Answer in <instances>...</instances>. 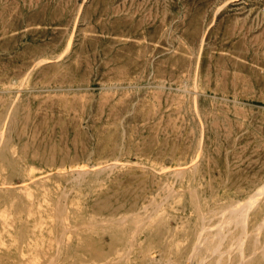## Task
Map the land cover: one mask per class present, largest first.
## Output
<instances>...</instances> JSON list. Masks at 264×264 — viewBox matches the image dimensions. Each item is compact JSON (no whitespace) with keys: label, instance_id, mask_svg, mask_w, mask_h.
<instances>
[{"label":"rangeland","instance_id":"374dc122","mask_svg":"<svg viewBox=\"0 0 264 264\" xmlns=\"http://www.w3.org/2000/svg\"><path fill=\"white\" fill-rule=\"evenodd\" d=\"M262 186L264 0H0V264H264Z\"/></svg>","mask_w":264,"mask_h":264},{"label":"bare ground","instance_id":"6f19581e","mask_svg":"<svg viewBox=\"0 0 264 264\" xmlns=\"http://www.w3.org/2000/svg\"><path fill=\"white\" fill-rule=\"evenodd\" d=\"M18 174V173H17ZM24 186V185H23ZM264 190V188H263V186L262 187H260V189H259V191H257L256 193H254L253 195H251V197L248 199V201H246V203L244 204L243 203V206H241L240 208H237V209H234V210H232V211H237L238 213H235V215L237 216V217H240V219H239V222H241V223H245V221H246V219H247V217H245V215L243 216V212H244V208H246L247 209V211H251L252 210V213H253V208H263L264 207V203H259L258 202V197L256 196V195H258V194H264L263 191ZM256 196V197H255ZM23 206V205H22ZM64 206H66V204L64 205ZM235 206H237V205H235ZM235 206H233V207H235ZM240 206V205H239ZM239 206H237V207H239ZM24 207V206H23ZM232 207V206H231ZM230 207V208H231ZM25 208V207H24ZM236 208V207H235ZM153 210V209H152ZM229 210H231V209H229ZM155 211H156V213L157 212H159V211H162L161 210V208H160V205H157L156 204V207H155ZM154 213V212H153ZM155 213V214H156ZM154 214V215H155ZM152 214H150V216H151ZM154 215H152V216H154ZM234 215V216H235ZM131 216H133V215H131ZM135 216V215H134ZM152 216H151V218H152ZM124 217V219H125V216H123ZM122 217V218H123ZM126 218H127V216H126ZM250 218V217H249ZM133 219V218H132ZM237 220V219H236ZM117 221V220H116ZM121 221V220H120ZM119 220H118V222H120ZM223 221V220H222ZM235 221V220H234ZM109 222V221H108ZM107 222V223H108ZM110 222H112V221H110ZM238 222V223H239ZM59 223V222H58ZM117 223V222H116ZM61 226L59 227V228H61L62 227V230H66V233H64V234H67V232L68 233H71V234H73L74 233V235L73 236H76L77 238H79L80 239V237H81V235H80V232H81V230H80V227H76V226H74V225H65L64 223H63V221L61 222V223H59ZM148 224V221L147 220H141V221H139L138 222V230L137 231H139V230H141V229H143L146 225ZM233 224V223H232ZM260 224V223H259ZM263 224V223H262ZM123 225V224H122ZM264 225V224H263ZM59 226V225H58ZM57 226V227H58ZM117 226H119V224L117 225ZM242 226V225H241ZM258 226V225H257ZM88 227V226H87ZM89 227L92 229L91 231H93V233H95V234H98V235H101V234H104L105 236L102 238V240L99 242V243H101V244H99L100 246H101V248L99 249V250H103L104 251V249H105V251H108L107 253H105V252H103V254L105 253L106 255H104V256H108V259H106L105 260V264H120V263H122V261L123 260H120V258H118V259H115L116 257H114V256H119L120 254H121V252L122 251H127V255H125V256H127V258L123 261V263L122 264H132L133 263V261H132V259L131 258H129V254L130 253H132L133 251H134V247L136 246V244H135V237L134 236H122V235H120V237H118V235H116V233L115 234H113V235H111L110 236V232L111 231H114V232H116L117 230H114L113 228H109V227H106V228H104V227H102L100 230H102L103 232H99V231H97L98 230V227L96 228V226H95V224H93V225H90L89 224ZM88 227V228H89ZM259 227H260V225H259ZM264 227V226H263ZM119 228V227H118ZM235 228V227H234ZM82 229V228H81ZM209 229V228H208ZM60 230V229H59ZM202 231H204L203 229H201ZM243 230V229H242ZM88 231H90V230H88ZM136 231V230H135ZM142 231V230H141ZM244 231H246V230H244ZM119 232H121V231H119ZM121 233H123V234H126V233H128V232H121ZM140 233V232H139ZM139 233H136V234H139ZM215 234H214V236L213 237H205V236H203V233L201 234H199V235H197L196 234V239L193 241V243H192V241H191V243H192V251L190 250V257H194L195 256V253H196V251L197 250H201L203 247H205V250H206V252H207V254L209 253V254H212L213 256H214V254L215 255H220L219 253L222 251V249H221V246H222V244H223V242H224V240L227 238V230H222V229H217L215 232H214ZM242 233V232H241ZM135 233H134V235H136ZM209 234V233H208ZM245 234V233H244ZM257 234V233H256ZM256 234H250L247 238H245V237H242V239H241V237H240V239H241V242H240V247L238 248V250L236 251L237 253H238V255H243L244 256V254H246V251H249L250 253H251V255H250V257H251V259H250V257H248L249 258V260H252V261H261V259L264 257V253H262V251L261 252H259V251H257V248L259 247V237H258V235H256ZM106 236H108V238H106ZM191 236H194L193 234L191 235ZM55 237H56V235H55ZM56 239V238H55ZM192 239V238H191ZM194 239V238H193ZM124 240H127V243L125 244V243H123L122 245V247L121 248H118V245L121 243V242H123ZM217 240V241H216ZM56 241V240H55ZM80 241V240H79ZM238 241V240H237ZM119 242V243H118ZM63 243V242H62ZM191 243H190V245H191ZM248 243V244H247ZM124 244H125V246H124ZM243 244H245V246H246V244L248 245V248H246L245 246H243ZM59 245H61V244H59ZM58 245V246H59ZM238 245V244H237ZM64 246V245H63ZM239 246V245H238ZM56 248H58V247H56ZM190 248H191V246H190ZM260 248H262V247H260ZM97 249V250H98ZM111 249V250H110ZM204 250V251H205ZM231 250H233V249H231ZM230 250V251H231ZM259 250H261V249H259ZM57 251V250H56ZM62 251V250H61ZM66 251V250H65ZM59 252V251H58ZM98 252V251H97ZM198 252V251H197ZM227 252V251H226ZM235 252V251H234ZM98 253H100V252H98ZM199 253V252H198ZM58 254V253H57ZM57 254H55V256L57 255ZM108 254V255H107ZM126 254V253H125ZM133 254V253H132ZM209 254L207 255V256H209ZM134 255V254H133ZM188 255V254H187ZM228 255V254H227ZM200 256V255H199ZM243 256H241V257H243ZM249 256V255H248ZM59 257V256H58ZM110 257V258H109ZM151 257V256H150ZM211 257V256H210ZM61 258V257H60ZM123 258V257H122ZM214 258V257H213ZM220 258H221V256H220ZM229 258V257H228ZM58 259V258H57ZM124 259V258H123ZM200 259V258H199ZM45 260V259H44ZM49 260V259H48ZM191 260V259H190ZM203 260V259H202ZM214 260V259H213ZM220 260V259H219ZM52 261H54L53 259H52ZM216 261H218V259L216 260ZM222 261V260H221ZM46 262V261H45ZM51 262V261H50ZM49 262V263H50ZM157 262V264H169L170 262H171V260L170 259H168V258H165V257H163V256H161V257H151L150 259H149V263L148 264H155ZM187 263H189V262H187ZM249 263V262H248ZM254 263V262H253ZM52 264V263H51ZM137 264H138V262H137ZM140 264V263H139ZM182 264H184V263H182ZM201 264V263H200Z\"/></svg>","mask_w":264,"mask_h":264}]
</instances>
